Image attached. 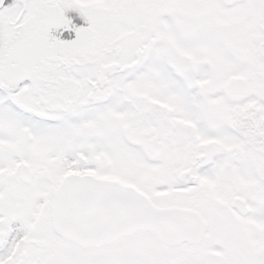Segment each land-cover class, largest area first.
Instances as JSON below:
<instances>
[{
	"label": "snow or ice",
	"instance_id": "snow-or-ice-1",
	"mask_svg": "<svg viewBox=\"0 0 264 264\" xmlns=\"http://www.w3.org/2000/svg\"><path fill=\"white\" fill-rule=\"evenodd\" d=\"M0 264H264V0H0Z\"/></svg>",
	"mask_w": 264,
	"mask_h": 264
}]
</instances>
